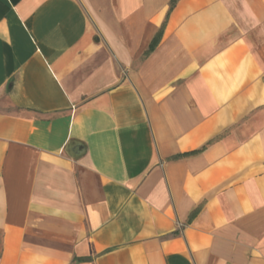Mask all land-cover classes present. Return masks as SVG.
Segmentation results:
<instances>
[{
	"label": "crops",
	"instance_id": "obj_1",
	"mask_svg": "<svg viewBox=\"0 0 264 264\" xmlns=\"http://www.w3.org/2000/svg\"><path fill=\"white\" fill-rule=\"evenodd\" d=\"M0 264H264V0H0Z\"/></svg>",
	"mask_w": 264,
	"mask_h": 264
},
{
	"label": "rangeland",
	"instance_id": "obj_2",
	"mask_svg": "<svg viewBox=\"0 0 264 264\" xmlns=\"http://www.w3.org/2000/svg\"><path fill=\"white\" fill-rule=\"evenodd\" d=\"M93 40H94L95 42H97V43H98V41H99V37H98V35H97L96 33L93 34ZM145 52H146V47H143V49L139 52V54L136 55L135 60H134L133 62L137 63V62H139L142 58H144V54H145Z\"/></svg>",
	"mask_w": 264,
	"mask_h": 264
}]
</instances>
